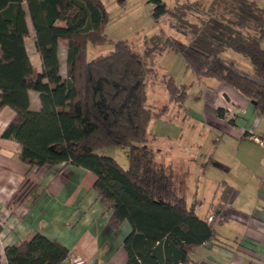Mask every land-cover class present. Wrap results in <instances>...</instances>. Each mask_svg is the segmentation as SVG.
<instances>
[{"label":"trees","instance_id":"16d2710c","mask_svg":"<svg viewBox=\"0 0 264 264\" xmlns=\"http://www.w3.org/2000/svg\"><path fill=\"white\" fill-rule=\"evenodd\" d=\"M147 1L154 21L184 41L161 29L140 56L133 43L108 39L110 17L102 0H0V110L15 112L2 137L20 145L29 173L69 163L96 176L94 190L112 211L111 228L120 230L125 222L132 227L123 243L127 264H212L190 253L216 240L218 218L201 219L195 207L188 208L172 165L158 163L148 146L156 140L150 131L155 107L148 98L154 82L165 87L169 100L160 113H169L172 105L183 107L188 95L187 85L157 73L155 60L167 51L180 54L194 76L231 86L255 101L258 116L264 117V8L257 0L178 1L172 7L163 0ZM28 18L41 72L26 45ZM63 41L65 77L59 53ZM106 46L112 48L88 57L89 47ZM228 51L247 58L253 74L224 58ZM31 92L39 95L37 111L31 108ZM218 113L225 117L223 110ZM110 147L130 148L127 170L99 154ZM36 186L27 178L21 200ZM221 187L215 214L234 192ZM4 249L6 264H62L70 253L42 234Z\"/></svg>","mask_w":264,"mask_h":264},{"label":"crops","instance_id":"0c3cea01","mask_svg":"<svg viewBox=\"0 0 264 264\" xmlns=\"http://www.w3.org/2000/svg\"><path fill=\"white\" fill-rule=\"evenodd\" d=\"M257 1L264 8V0ZM27 21L31 37L26 45L33 66L41 72V61L35 63L32 60V55H35L32 42L34 30L29 18ZM262 45L264 47V41ZM60 46L66 49L67 42L63 41ZM238 58L234 55L228 59L238 61ZM247 69L239 68L252 75V67ZM66 72L67 65L65 74L62 72L64 77ZM196 80L200 89L196 97L201 108L199 112L191 113L172 105L169 113H160L156 117L167 125H183L179 128L180 138L174 146L179 150L185 149L195 131L201 134V144L197 137L189 146L199 157H188L187 161L200 163L206 145L203 132L211 136L208 154L212 150L214 153L220 150L225 156H209L203 165L224 164L219 166L222 172L212 181L213 188L203 192L206 199L200 198L199 187L192 201L183 192L186 205L188 208L195 207L197 217L218 218L214 222L216 240L194 248L191 258L212 264H264V146L250 138L254 135L264 141V117L258 116L250 99L231 86L213 79L200 80L196 77ZM162 90L158 97L161 94L167 97L165 87ZM168 101L167 97L164 103L155 102V107L159 104L164 106ZM30 103L33 110L41 108L37 93L31 92ZM219 110L225 112L224 118L219 116ZM181 111L183 117L178 116ZM14 115L15 112L8 107L0 110V255L4 253L5 256L4 248L20 245L32 240L36 234H42L68 248L69 258L62 264H71L76 258L84 259L86 264H127L128 256L123 243L132 227L125 222L120 230L111 228L109 219L112 211L106 209L94 190L96 176L69 163L29 173L19 157L20 145L2 137ZM156 158L158 163L177 168L173 167L177 182L183 183L181 180L189 177V172L184 169L181 172L180 165L170 164L163 154ZM211 158H214V163ZM27 178L37 184L36 191L21 200V186ZM222 185L231 187L234 192L228 202L221 205L219 214H215L213 205H219L221 201Z\"/></svg>","mask_w":264,"mask_h":264},{"label":"rangeland","instance_id":"374dc122","mask_svg":"<svg viewBox=\"0 0 264 264\" xmlns=\"http://www.w3.org/2000/svg\"><path fill=\"white\" fill-rule=\"evenodd\" d=\"M106 6L108 11V15L110 17L109 23L106 27V34L108 35V39L113 41L118 40H127L130 43H133L136 52L142 56L144 49L149 48L150 42L149 39L152 36H155L160 32L161 29L165 31V33L180 38L184 41L181 36H176L175 32L169 26L163 24V22L156 23L153 19L152 12L153 6L149 4L147 0H124L123 2H118V0H102ZM168 7L174 6V4L178 1L180 2H197L199 0H163ZM211 1V0H205ZM112 47H100V48H92L89 47L88 57L92 58L96 54H100L101 52H107ZM66 51L65 46H61L60 48V59L62 62V72L65 74L66 69ZM32 52V51H31ZM236 55L238 58L237 66L242 70L248 71V66H251L247 58H243L241 55L237 53H233L232 51H228L224 54V58H229L230 56ZM33 61L38 63L40 57L38 55H32ZM156 67L157 73L159 75L166 73L169 76H176L177 84L187 85L188 95L183 103V109H186L188 112L196 113L199 112L201 108L197 104L196 97L200 93V89L197 84L196 77L192 72L187 70L183 57L180 54H177L172 51H167L162 55H158L156 58ZM156 86L149 91V103L154 107L156 105L155 102H166L167 97L162 96L158 97L160 93H162V89H164L163 85H160L159 81H155ZM158 83V84H157ZM155 85V84H154ZM160 87V88H159ZM202 87V86H201ZM163 106L160 104L155 107L154 114L155 117L160 116V111ZM179 117H183L184 113L181 111L178 115ZM165 120V119H164ZM182 120V119H181ZM169 125V126H168ZM166 124L165 121H160L159 118H154L150 124V131L156 137V140L153 144L148 145L149 149L152 150L156 155V157H161L163 154L165 158L168 159V162L173 165L177 163L180 165L181 172H189V177H185L181 181L183 182L181 185V190L186 193L188 200L192 201L195 196L196 188L199 187L200 198L206 199V195H204V191L207 189H212V181L216 176L222 172V169L219 167L222 163L217 162V164H208L207 166H203L207 159L210 157H225L220 150L216 153L209 152L211 145L209 146V142L211 140V136H208L207 132H203L204 137V150H202V157H200L199 162L196 163L194 161H187L188 157H199L193 153V149L190 146L191 143L196 140L198 137V142L201 144V134L198 132H194L193 135L189 139V143L186 144L184 150H179L178 147H174L177 145L178 139L180 138L179 128H182L181 124ZM183 130V129H182ZM221 149V148H220ZM215 151V150H214ZM129 147H110L104 149L99 152L101 155H106L113 157L122 168L125 170L129 167ZM193 154V155H192ZM203 155L206 156L203 158ZM155 157V158H156ZM203 159V161H202ZM206 159V160H205ZM158 158H156V161ZM214 163V158H211ZM224 165V164H222ZM174 169H177L173 166ZM205 170H204V168ZM178 169V170H179ZM184 169V170H183ZM2 255V262L6 264L4 253Z\"/></svg>","mask_w":264,"mask_h":264},{"label":"built area","instance_id":"2783aa9c","mask_svg":"<svg viewBox=\"0 0 264 264\" xmlns=\"http://www.w3.org/2000/svg\"><path fill=\"white\" fill-rule=\"evenodd\" d=\"M250 138L254 142H256L257 144H259L260 146H264V141L259 139L258 137L252 135ZM71 264H86V261L84 259H81V258H76V259L72 260Z\"/></svg>","mask_w":264,"mask_h":264},{"label":"water","instance_id":"95a60500","mask_svg":"<svg viewBox=\"0 0 264 264\" xmlns=\"http://www.w3.org/2000/svg\"><path fill=\"white\" fill-rule=\"evenodd\" d=\"M252 104H254V105H255V104H256V102H255V101H252Z\"/></svg>","mask_w":264,"mask_h":264}]
</instances>
